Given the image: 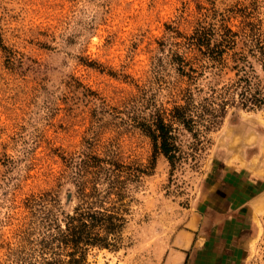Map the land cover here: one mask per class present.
Returning <instances> with one entry per match:
<instances>
[{"label":"rangeland","instance_id":"374dc122","mask_svg":"<svg viewBox=\"0 0 264 264\" xmlns=\"http://www.w3.org/2000/svg\"><path fill=\"white\" fill-rule=\"evenodd\" d=\"M220 26L264 40V0H0V264H45L50 249L66 264L41 243L43 220L62 228L80 204L75 172L90 155L145 173L129 185L117 249H89L83 264H159L194 223L236 235V264H264V109L226 108L195 164L174 169L138 128L213 83H188L173 60L189 58L196 29Z\"/></svg>","mask_w":264,"mask_h":264},{"label":"trees","instance_id":"16d2710c","mask_svg":"<svg viewBox=\"0 0 264 264\" xmlns=\"http://www.w3.org/2000/svg\"><path fill=\"white\" fill-rule=\"evenodd\" d=\"M232 31L229 27H201L184 38L189 58L175 55L180 76L195 84L198 78L211 76L213 83L205 91L195 87V95L186 88L182 103L164 111L153 108L138 128L151 144L152 155H160L171 169L184 163L195 164L198 152L207 142L206 135L217 128L226 108L237 106L244 110L264 109V85L252 63L264 77V40L253 32ZM231 77L221 84V74ZM202 94V95H200ZM187 134L191 142L183 145L180 137ZM184 146V148H183ZM184 149V150H183ZM145 171L125 165L118 160L88 156L81 160L75 174L79 178L76 191L80 204L64 217L62 228L47 218L41 243L65 251L66 264H83L89 249H117L124 225V200L129 185L137 183ZM98 184H104L98 189ZM47 222V223H46ZM50 249L52 260L58 253Z\"/></svg>","mask_w":264,"mask_h":264},{"label":"crops","instance_id":"0c3cea01","mask_svg":"<svg viewBox=\"0 0 264 264\" xmlns=\"http://www.w3.org/2000/svg\"><path fill=\"white\" fill-rule=\"evenodd\" d=\"M193 226L173 232L159 264H236V235L226 230L210 235Z\"/></svg>","mask_w":264,"mask_h":264}]
</instances>
